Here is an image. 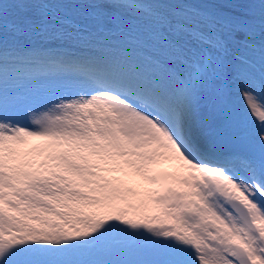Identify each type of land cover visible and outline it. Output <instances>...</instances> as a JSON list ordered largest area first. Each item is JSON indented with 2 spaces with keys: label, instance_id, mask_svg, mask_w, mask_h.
<instances>
[{
  "label": "snow or ice",
  "instance_id": "snow-or-ice-1",
  "mask_svg": "<svg viewBox=\"0 0 264 264\" xmlns=\"http://www.w3.org/2000/svg\"><path fill=\"white\" fill-rule=\"evenodd\" d=\"M0 264H264V0H0Z\"/></svg>",
  "mask_w": 264,
  "mask_h": 264
}]
</instances>
